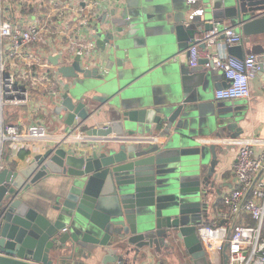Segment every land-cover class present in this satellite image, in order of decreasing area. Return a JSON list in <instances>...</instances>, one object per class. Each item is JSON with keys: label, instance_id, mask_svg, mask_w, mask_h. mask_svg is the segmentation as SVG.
I'll use <instances>...</instances> for the list:
<instances>
[{"label": "water", "instance_id": "water-1", "mask_svg": "<svg viewBox=\"0 0 264 264\" xmlns=\"http://www.w3.org/2000/svg\"><path fill=\"white\" fill-rule=\"evenodd\" d=\"M161 1L176 7L162 20L175 38L148 56L161 55L159 66L172 77L169 95L150 101L157 67L146 65L142 55L133 59L126 49L129 39L153 30L151 11L131 5L104 11L89 27L103 62L85 66L76 55L58 67L75 83L61 93L56 110L67 113L68 125L105 114L108 124L92 126L88 133L110 144L97 143L77 154L59 143L44 147L23 168L0 171V264H87L99 255L102 264H137L152 250H186L194 264H209L198 229L219 194L217 169L228 140L242 134L243 108L211 103L208 82L219 70L206 67L204 59L187 66L181 60L182 42L191 37L193 43L197 35L223 30L229 22L244 40L262 37L253 49L264 73V0ZM228 51L245 56L242 44ZM127 59L140 63L135 75L126 73ZM89 90L99 94L90 96ZM50 174L68 177L70 185L41 211L24 195ZM228 247L225 243L223 264H228Z\"/></svg>", "mask_w": 264, "mask_h": 264}, {"label": "crops", "instance_id": "crops-1", "mask_svg": "<svg viewBox=\"0 0 264 264\" xmlns=\"http://www.w3.org/2000/svg\"><path fill=\"white\" fill-rule=\"evenodd\" d=\"M161 4L164 8L161 7ZM129 5L132 8L144 6L153 14L151 19H149L153 22V30L149 34L147 33L146 36L129 39L130 43L126 42V49H129L133 59L139 60L142 55L146 65L157 67L156 75L153 74V86L147 93L150 101L155 103L156 100H164L169 95L172 77L167 70L159 66L162 60L161 55L152 53L148 56V53L154 48L161 46L166 39L175 38L174 32L167 30L162 24V20L165 19L166 14L174 11L176 7L161 0H2L3 17L6 20L18 23L23 28L37 24L42 30L40 41L26 46L23 52L19 50L8 62L9 70L15 72L17 78L21 81L22 75L30 71L29 76L31 79H27L26 83L31 91V99L25 107L14 106L12 110H10L11 108L7 110L6 116L9 115L10 111H13L16 117L11 123L7 119L6 121L8 124L18 125L22 132L25 133V138L22 141L7 142L3 155L5 168H23L36 154L43 152L44 147L59 145V143H62V146L69 149L70 152L77 154L91 150L97 143L101 144V146L110 144L103 142L105 140L104 137L88 133L92 126H105L108 124V118L105 114H100L98 117L92 116L86 121L76 118L72 125H68L66 123L67 113L61 112L60 114L57 112L56 108L59 104L61 93L75 83L74 79L64 78L58 71V67L62 64H70L76 57V54L71 52L69 48V44L72 41H75L74 44L93 40L95 42L96 39L90 35H93V30L89 27L93 26L104 11H110L115 7H130ZM192 10L185 14L187 20H190V15L194 14L195 9ZM87 18L92 19L90 26L83 23ZM224 26H231V24L226 22ZM188 34L186 33V35ZM190 38H185L182 42L184 51L181 60L187 66H191L189 46L193 38ZM261 41L262 37L259 35L246 37L244 44L242 43L245 56L256 53L253 47L257 42L260 43ZM228 49L229 47L227 52L230 54ZM214 51H219V48L215 47ZM100 54V49L97 48L96 43L92 54L84 57V65L96 66L102 61L99 58ZM33 58L37 61L29 67ZM56 60L59 61L58 65L54 62ZM139 65L140 63L133 65L131 60L127 59L125 65L126 73L135 75L137 72L134 70ZM218 73L219 76L218 74L214 75L216 76L215 81L210 79L208 82L212 92L211 103L213 105L214 103L224 105L234 103L241 106L243 108V117L240 121V127L243 131L238 138L228 140L226 156L222 159L217 169L218 183L216 188L219 194L212 199L209 217L204 219L200 226L220 222L217 214L219 211L226 209L223 195L231 192L236 187L234 163L237 160L240 144L235 143L234 140L252 137L264 139V73L259 72L257 77L251 82L252 96L249 99L237 100L216 99V85L220 84L221 88L227 85L223 74L220 71ZM96 94L98 95L99 93L89 90L88 95L94 96ZM36 124L43 125L47 130V134L43 137L29 138L27 136L29 129ZM75 126L79 127L74 130L73 136L64 140L62 135ZM113 136L110 135V138H113ZM92 137L95 139L99 138V141H93ZM156 139L158 140V137ZM218 142H221V140H218ZM115 145L116 148H119L120 142H116ZM256 151L260 153L262 146H257ZM68 180V177L63 175L50 174L32 185L30 190L25 193L24 198L30 201V204L37 209L46 211L59 195L68 191L70 185ZM238 220L242 224H254L255 222L249 215H241ZM202 244L209 264H223L225 244L223 246L217 244L207 246L203 241ZM149 254L146 259L139 261L137 264H194L193 256L186 250H182L179 253L163 252L162 254L152 250ZM102 259L103 255H99L95 260L88 261L87 264H102ZM203 263L202 261L201 264Z\"/></svg>", "mask_w": 264, "mask_h": 264}, {"label": "built area", "instance_id": "built-area-1", "mask_svg": "<svg viewBox=\"0 0 264 264\" xmlns=\"http://www.w3.org/2000/svg\"><path fill=\"white\" fill-rule=\"evenodd\" d=\"M83 23L90 26L92 19L87 18ZM41 31L37 24L23 28L18 23L6 20L0 0V171L5 168L3 155L7 142L22 141L25 138V133L18 125L6 122V108L11 105H27L31 99V91L26 83L27 79H31L30 71L22 75L21 81L15 72L9 70L8 62L19 50L23 52L26 46L40 41ZM74 42L69 44L70 51L81 55L83 59L95 49L94 40L78 44ZM243 42V35L234 27L227 26L223 30L214 28L199 34L189 48L191 66H197L204 59L206 67L219 70L228 82L227 87L216 90L215 97L218 100L249 99L252 96L251 82L261 70L257 54L252 53L240 59L227 52L229 46ZM215 47L219 51H214ZM36 61L33 58L29 67ZM78 127L64 133L63 139L73 136ZM46 134V128L36 124L29 129L27 136L43 137ZM92 140L99 141V138L92 137ZM234 141L240 144L234 163L236 187L223 195L226 209L217 214L220 222L200 226L199 236L207 246L229 243L228 264H264V139L252 137ZM259 145L262 151L257 153L256 147ZM241 215H249L255 221L254 224L240 223L238 219Z\"/></svg>", "mask_w": 264, "mask_h": 264}, {"label": "rangeland", "instance_id": "rangeland-1", "mask_svg": "<svg viewBox=\"0 0 264 264\" xmlns=\"http://www.w3.org/2000/svg\"><path fill=\"white\" fill-rule=\"evenodd\" d=\"M28 104H29V103H28ZM28 104H27V105H28ZM27 105L24 104V105H11V106H7V108H6V115H7V110L10 109V108H11L10 110H12V109H13L12 107H14V106H16V107H21V106H22V107H25V106H27ZM20 112H21V111H20ZM14 114H15V113H13V111H10L8 116L5 115V117H6V119H7V121H8L9 123H11V122L14 120V117H16V116H14ZM7 121H6V122H7ZM8 122H7V123H8Z\"/></svg>", "mask_w": 264, "mask_h": 264}, {"label": "trees", "instance_id": "trees-1", "mask_svg": "<svg viewBox=\"0 0 264 264\" xmlns=\"http://www.w3.org/2000/svg\"><path fill=\"white\" fill-rule=\"evenodd\" d=\"M263 235H264V228H263Z\"/></svg>", "mask_w": 264, "mask_h": 264}]
</instances>
